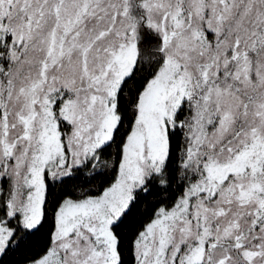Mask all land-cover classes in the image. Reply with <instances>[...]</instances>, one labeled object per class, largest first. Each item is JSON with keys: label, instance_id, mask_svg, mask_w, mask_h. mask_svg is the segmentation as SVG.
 <instances>
[{"label": "snow or ice", "instance_id": "1", "mask_svg": "<svg viewBox=\"0 0 264 264\" xmlns=\"http://www.w3.org/2000/svg\"><path fill=\"white\" fill-rule=\"evenodd\" d=\"M46 222L27 264H264V0H0V264Z\"/></svg>", "mask_w": 264, "mask_h": 264}, {"label": "trees", "instance_id": "2", "mask_svg": "<svg viewBox=\"0 0 264 264\" xmlns=\"http://www.w3.org/2000/svg\"><path fill=\"white\" fill-rule=\"evenodd\" d=\"M102 179L103 177H99V176L96 177V179L92 181L91 185H84L81 181H77L74 184H69L68 188L70 192H76L77 194L80 188H92L93 191H95L96 190L95 186L99 185ZM108 182L109 181L107 180L104 181V185H101V187L106 186ZM153 199L154 197L150 196L148 198V201L141 202V204L135 210L134 215L130 216V218L126 221V224L123 227V232L126 237V239L124 240L125 245H129V241L131 240L132 236L135 234L136 229L140 227V224H134V222L137 220H140V223H143L145 220L148 219V216L151 215V210H149L148 216H145L143 217V219H141V212L144 211V205H146L149 201ZM49 235H50L49 222H46L43 230L40 231L36 236H34L31 242H29L26 246L22 247L19 251L10 253L8 257L5 258V260L7 261V264L27 263V260L25 259V257H30L34 255L36 251L41 250L42 247L46 248L48 246ZM29 247H31L32 249L31 252L28 251ZM124 255H125L127 264H133L130 252L128 251L127 247L124 250Z\"/></svg>", "mask_w": 264, "mask_h": 264}, {"label": "rangeland", "instance_id": "3", "mask_svg": "<svg viewBox=\"0 0 264 264\" xmlns=\"http://www.w3.org/2000/svg\"><path fill=\"white\" fill-rule=\"evenodd\" d=\"M25 264H27V263H25Z\"/></svg>", "mask_w": 264, "mask_h": 264}]
</instances>
